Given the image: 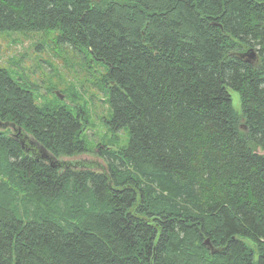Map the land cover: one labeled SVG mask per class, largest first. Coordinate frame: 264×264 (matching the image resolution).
Here are the masks:
<instances>
[{
  "label": "trees",
  "instance_id": "1",
  "mask_svg": "<svg viewBox=\"0 0 264 264\" xmlns=\"http://www.w3.org/2000/svg\"><path fill=\"white\" fill-rule=\"evenodd\" d=\"M1 32L102 75L108 164L61 160L88 114L0 66V123L52 157L0 127V264H264V0H0Z\"/></svg>",
  "mask_w": 264,
  "mask_h": 264
},
{
  "label": "rangeland",
  "instance_id": "2",
  "mask_svg": "<svg viewBox=\"0 0 264 264\" xmlns=\"http://www.w3.org/2000/svg\"><path fill=\"white\" fill-rule=\"evenodd\" d=\"M57 35V32H1L0 66L7 70L15 82L32 91L40 107L55 109L60 106L72 112L78 109L83 112V116L84 113L88 114L85 130L89 141L87 151L61 160L96 171H106L108 161L100 155L96 146L103 142V134L107 131L104 117L108 113V104L101 83L103 77L95 75V72L89 75L82 64L68 66L63 59H59L56 54L63 50L64 45L56 41ZM257 54L254 61L258 59ZM67 55L65 50L64 58ZM232 94L233 104L237 108L238 95L236 92ZM2 128H9V125ZM127 138V132H118L121 143Z\"/></svg>",
  "mask_w": 264,
  "mask_h": 264
},
{
  "label": "water",
  "instance_id": "3",
  "mask_svg": "<svg viewBox=\"0 0 264 264\" xmlns=\"http://www.w3.org/2000/svg\"><path fill=\"white\" fill-rule=\"evenodd\" d=\"M241 57H244V56H249L251 59L255 58L256 57V51L251 47L249 48L247 51H245L244 53H241L240 54ZM59 97L60 98H63V95L59 94ZM7 125H10V127H13L14 130H15V127L14 125L12 124H9L8 122H4V123H0V126L2 127H6ZM15 137L19 138L21 143H22V147L23 149L26 151V152H29L31 154H34L36 155L37 157L38 156H41V158L43 159H46V160H49V161H52V157L49 155V153L44 149L42 148L41 146H37L35 143L32 142L33 144V147L35 148V150H31L29 149L27 146H28V142H31L29 141L28 137L25 135V133L21 130V128L19 127L18 128V131L15 132ZM56 162H58L59 164L63 163L61 162L60 160H57Z\"/></svg>",
  "mask_w": 264,
  "mask_h": 264
},
{
  "label": "flooded vegetation",
  "instance_id": "4",
  "mask_svg": "<svg viewBox=\"0 0 264 264\" xmlns=\"http://www.w3.org/2000/svg\"><path fill=\"white\" fill-rule=\"evenodd\" d=\"M245 62H252L253 61V59H251L249 56H244V57H241ZM11 131H12V134H14L15 133V130H14V128L12 127L11 128ZM29 149H31V150H35V148L33 147V144H32V142H30L29 144H28V146H27ZM35 152H36V150H35Z\"/></svg>",
  "mask_w": 264,
  "mask_h": 264
}]
</instances>
